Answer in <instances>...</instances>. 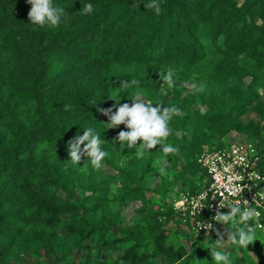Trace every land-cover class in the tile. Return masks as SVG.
Wrapping results in <instances>:
<instances>
[{
    "label": "rangeland",
    "instance_id": "374dc122",
    "mask_svg": "<svg viewBox=\"0 0 264 264\" xmlns=\"http://www.w3.org/2000/svg\"><path fill=\"white\" fill-rule=\"evenodd\" d=\"M152 15L148 10L143 19ZM252 29L254 43L248 49L232 55L216 51L213 60L189 66L183 75L174 71L177 82L169 92L168 107L176 106L180 113L171 118V134L162 143L176 147L177 153L165 154L157 145L138 158L139 142L128 148L127 142L114 141L119 131L127 130L124 125L108 128L107 117L101 112L98 120L90 121L88 115L77 111L60 123L75 124L83 118L84 130L92 128L100 136L104 141L101 149L108 153L101 168H94L86 157L73 164L67 140L59 152L50 149L47 142L38 143L23 159L21 171L9 168L3 172L0 182L8 179V185L0 197V264H216L209 249L217 237L192 242L199 235L182 217H168L166 212L181 191L193 193L204 186L203 171L192 163L194 143L201 147L247 142L253 136L237 124L240 120L256 123L259 132L264 126V19H256ZM24 41L13 34L0 36V136L5 140L10 139L13 125H19L9 116L10 109L13 107L19 116L31 113L26 94L14 84L25 77L28 67L30 51ZM209 41L203 39L204 43ZM153 66L136 67L128 61L93 57L86 65L70 70L64 85L86 74L93 79L102 74L107 82L121 72L125 81H131L134 74H145ZM51 73L57 85L63 82L55 68ZM201 86L203 91L198 90ZM118 87L109 93L108 105L102 109L111 107L113 99L131 104L128 98L136 93L156 105L168 86L160 80L157 90L139 85L126 91ZM65 98L62 91L53 90L46 106L61 105ZM40 160L58 167L56 175L66 181L71 194L41 179L37 169ZM124 184L132 191L126 192ZM36 197L49 198L63 209L81 197L87 228L77 222L79 215L72 216L68 210L56 216H38L34 211ZM236 226H244L238 217ZM228 230H234L231 222L220 224L218 231L225 233V241L217 250L228 253L231 264H264V231L255 230L256 240L242 248L227 240Z\"/></svg>",
    "mask_w": 264,
    "mask_h": 264
},
{
    "label": "trees",
    "instance_id": "16d2710c",
    "mask_svg": "<svg viewBox=\"0 0 264 264\" xmlns=\"http://www.w3.org/2000/svg\"><path fill=\"white\" fill-rule=\"evenodd\" d=\"M150 2L52 0L53 7L64 8L65 14L57 26H39L28 20L31 5L26 0H0V36L13 34L25 39V45L29 47L25 77L14 84L26 94L31 109L26 116L17 115L13 107L10 109L9 116L15 118L19 125H13L10 139L0 136V175L9 168L17 173L21 171L23 159L38 143L47 142L50 149L57 152L64 150V142L84 131L83 118L70 125L61 124L60 120L77 111L88 115L90 121L98 120V109L108 105L109 93L126 80L121 72L107 82L102 74L94 79L86 74L73 77L70 84L64 85L67 73L74 67L86 65L93 57L128 61L136 67L152 63L154 66L145 73L146 76L142 72L134 76L140 82L139 86L157 90L160 85L158 74L166 71L167 67L183 75L189 66L213 60L216 51L232 55L248 49L254 43L252 28L255 20L264 19V0H242L239 4L237 0H158L162 9L159 15L154 9L144 7ZM85 4L93 5L91 13L80 12ZM148 10L153 11V15L145 20L143 15ZM204 38L210 41L204 43ZM54 68L55 74L62 76L63 82L59 85L51 73ZM239 69L243 71L242 67ZM172 88L167 87V93L161 96L158 104L168 107ZM53 90L62 91L65 101L61 105L47 107V97ZM65 105L69 106L67 110ZM260 111L262 114V109ZM237 124L246 127L264 158V126L259 132L254 126L256 123L240 120ZM214 145L224 147L229 144ZM201 147L198 143L192 146V163L196 168H199L196 156ZM57 168L46 161L37 162L39 176L44 182L58 185L71 194L66 181L56 175ZM7 181L3 179L0 182V197L8 185ZM124 188L126 192L132 191L130 185L124 184ZM75 199V205L63 209L49 198L36 197L34 211L38 216H56L68 210L72 216L79 215L77 222L87 228L84 201L81 197ZM166 214L168 217L179 216L172 207ZM219 226L214 225L217 231ZM16 228L19 230L20 227ZM6 230L2 227L3 234H7ZM209 236L216 237V232L199 234L192 242H203Z\"/></svg>",
    "mask_w": 264,
    "mask_h": 264
},
{
    "label": "clouds",
    "instance_id": "9594fccd",
    "mask_svg": "<svg viewBox=\"0 0 264 264\" xmlns=\"http://www.w3.org/2000/svg\"><path fill=\"white\" fill-rule=\"evenodd\" d=\"M26 2L31 5L27 13L28 20L34 25L44 26L47 24L57 26L60 23L61 16L65 14L64 8L53 7L52 0H26ZM144 7L154 9L157 15L162 11L158 0H151L150 3L144 4ZM92 10V4H85L80 9V12L82 14H89ZM158 75L160 80L167 84L169 88L176 86L174 69L169 67L166 71L159 72ZM139 83L136 79L121 81L118 88L126 91ZM191 87L193 89L197 88L195 84L191 85ZM198 90L203 91V87L201 86ZM120 99H113L115 103L109 108L98 109V111L107 117L108 122L106 124L108 128L124 125V128L127 129L126 131H119L114 141H119L120 144L127 142L128 148H133L139 142L140 150L136 152L138 158H142L145 155V150L153 149L157 145L161 146V150L165 154L178 152L176 147L162 143L171 134L169 122L174 115L180 113L178 107H163L160 104L153 105L139 93L128 98L131 100V104H121ZM68 108L69 106L65 105V110ZM113 109L115 110L113 111ZM103 143L104 141L100 139L98 134L94 133L92 128H87L83 131V135H77L68 141L69 160L73 164H78L82 157H86L94 168L99 169L102 167V161L108 155L106 151L101 149ZM256 178L261 179L259 176ZM240 179L243 180V177H240ZM245 187L247 185H235L229 188V192L233 195L240 194ZM243 205L245 206L242 208L240 201L232 203L225 198L217 206L212 220L221 225L231 222L234 230L227 231V240L232 245L246 248L256 240L255 227L249 226L247 222L254 218L258 220L260 213L255 208H252L246 200L243 201ZM222 208H227L229 211L222 213L220 211ZM237 217L239 224L244 225L243 227L236 226ZM259 227H264V225H259ZM203 229H210L216 232L217 238L209 249L212 260L216 261V264H231L229 254L217 250L224 244L225 233L217 231L210 222Z\"/></svg>",
    "mask_w": 264,
    "mask_h": 264
},
{
    "label": "built area",
    "instance_id": "2783aa9c",
    "mask_svg": "<svg viewBox=\"0 0 264 264\" xmlns=\"http://www.w3.org/2000/svg\"><path fill=\"white\" fill-rule=\"evenodd\" d=\"M196 162L204 173V186L193 193L181 191L172 205L174 213L188 223L192 232L207 235L212 231L203 228L208 222L213 226L218 224L212 217L225 198L232 203L240 201L242 208L246 200L260 213L258 220L254 218L247 224L264 231V227H259L264 225V158L257 144L249 140L224 147L202 145ZM239 184L247 187L240 194H230L229 188ZM220 211L227 213L229 210L222 208Z\"/></svg>",
    "mask_w": 264,
    "mask_h": 264
}]
</instances>
